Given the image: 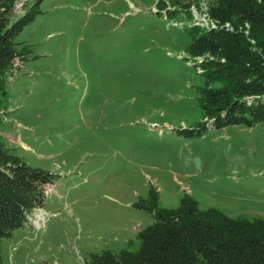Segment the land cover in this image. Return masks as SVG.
<instances>
[{
  "label": "rangeland",
  "instance_id": "obj_1",
  "mask_svg": "<svg viewBox=\"0 0 264 264\" xmlns=\"http://www.w3.org/2000/svg\"><path fill=\"white\" fill-rule=\"evenodd\" d=\"M213 2L17 0L0 166L48 184L2 240L1 264H102L184 199L264 220V123L215 109V65L227 62L205 51L223 44L206 35L219 30L257 44L246 22L213 20Z\"/></svg>",
  "mask_w": 264,
  "mask_h": 264
},
{
  "label": "trees",
  "instance_id": "obj_2",
  "mask_svg": "<svg viewBox=\"0 0 264 264\" xmlns=\"http://www.w3.org/2000/svg\"><path fill=\"white\" fill-rule=\"evenodd\" d=\"M16 2L0 0V91L3 93H6L5 75L14 66L19 51L15 38L20 28L13 23ZM211 6L217 22L235 20L232 23L242 28L246 22L257 52L252 53L249 45L240 49V45L231 44V40L245 43L236 34L222 30L206 34L207 38H220L224 42L209 43L204 46L205 51L218 54L227 62L215 65L214 83L221 87L211 95L210 101L218 111L239 110L240 115L248 117L246 122L264 123V0H214ZM219 45H224L222 50L218 49ZM8 155L0 144V165ZM18 171L13 176L0 166V264L2 240L23 227L25 217L43 204L44 187L48 184L45 178H40L38 188L23 184L27 178L35 181V175ZM153 216L152 225L140 234L135 250L105 257L102 264H264L263 219L230 218L214 208L201 210L195 200L188 199L182 200L177 209H160Z\"/></svg>",
  "mask_w": 264,
  "mask_h": 264
},
{
  "label": "bare ground",
  "instance_id": "obj_3",
  "mask_svg": "<svg viewBox=\"0 0 264 264\" xmlns=\"http://www.w3.org/2000/svg\"><path fill=\"white\" fill-rule=\"evenodd\" d=\"M198 17H200V16H198ZM205 17V16H204ZM203 17V18H204ZM197 19V18H196ZM214 20V19H213ZM205 21H206V19H205ZM205 23V22H204ZM215 23V22H214ZM218 25V24H217ZM226 25V24H225ZM193 26V25H192ZM200 26V25H199ZM219 26V25H218ZM194 27V26H193ZM204 27V26H203ZM217 27V26H216ZM208 28V27H207ZM221 28V27H220ZM232 28V27H231ZM217 29V28H216ZM212 30V29H211ZM215 30V29H214Z\"/></svg>",
  "mask_w": 264,
  "mask_h": 264
}]
</instances>
